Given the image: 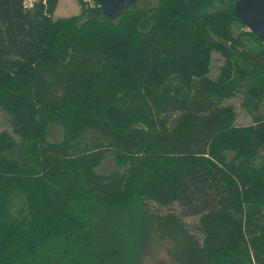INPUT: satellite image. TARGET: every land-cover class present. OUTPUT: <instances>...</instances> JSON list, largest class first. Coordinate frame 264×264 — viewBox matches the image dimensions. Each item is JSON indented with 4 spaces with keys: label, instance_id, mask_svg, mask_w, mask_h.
<instances>
[{
    "label": "trees",
    "instance_id": "1",
    "mask_svg": "<svg viewBox=\"0 0 264 264\" xmlns=\"http://www.w3.org/2000/svg\"><path fill=\"white\" fill-rule=\"evenodd\" d=\"M57 2L0 0V264H135L140 232L169 264H264V43L235 0Z\"/></svg>",
    "mask_w": 264,
    "mask_h": 264
},
{
    "label": "rangeland",
    "instance_id": "2",
    "mask_svg": "<svg viewBox=\"0 0 264 264\" xmlns=\"http://www.w3.org/2000/svg\"><path fill=\"white\" fill-rule=\"evenodd\" d=\"M157 0H137L135 7L140 10H146L149 8H152L156 5ZM82 4L80 0H60L59 6L56 11V14L53 16V18H62V17H70L74 16L75 14H78L81 10ZM245 31H249L248 28H245ZM211 66H210V77L212 79H216L218 77V74L220 72V67L224 64V59L217 53H212L211 56ZM240 96H236V98L231 99L229 101L230 104L234 106L237 113V120L236 125L237 126H249L253 124L252 116L246 112L241 106H240ZM6 131L12 134V126L10 123V118L8 115L0 109V133ZM52 137L54 139L58 138L60 136V131L58 128H54L52 130ZM186 222L192 223L191 219L186 220ZM141 230V229H140ZM143 232L137 236L136 243L134 245V254L135 258L133 259V262L135 264L141 263V264H169L168 258L165 253V251L161 248H155L151 249L149 252H145L144 250V237Z\"/></svg>",
    "mask_w": 264,
    "mask_h": 264
},
{
    "label": "water",
    "instance_id": "3",
    "mask_svg": "<svg viewBox=\"0 0 264 264\" xmlns=\"http://www.w3.org/2000/svg\"><path fill=\"white\" fill-rule=\"evenodd\" d=\"M103 16L115 20L137 0H96ZM234 14L248 30L264 43V0H235Z\"/></svg>",
    "mask_w": 264,
    "mask_h": 264
},
{
    "label": "built area",
    "instance_id": "4",
    "mask_svg": "<svg viewBox=\"0 0 264 264\" xmlns=\"http://www.w3.org/2000/svg\"><path fill=\"white\" fill-rule=\"evenodd\" d=\"M47 1L48 0H22V3H23V7L26 10H32L38 4L46 5ZM80 1L85 9H93L96 6L99 7L96 0H80Z\"/></svg>",
    "mask_w": 264,
    "mask_h": 264
},
{
    "label": "crops",
    "instance_id": "5",
    "mask_svg": "<svg viewBox=\"0 0 264 264\" xmlns=\"http://www.w3.org/2000/svg\"><path fill=\"white\" fill-rule=\"evenodd\" d=\"M59 1L60 0H58V2H57V5H56V8H55V11H54V13H53V16L56 14V11H57V9H58V6H59ZM80 13V12H79ZM78 13V14H79ZM78 14H75L74 16H76V15H78ZM62 18H66V16L65 17H62Z\"/></svg>",
    "mask_w": 264,
    "mask_h": 264
}]
</instances>
